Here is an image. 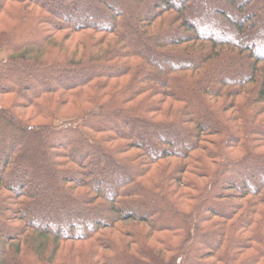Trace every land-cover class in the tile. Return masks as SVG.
<instances>
[{
	"label": "trees",
	"instance_id": "1",
	"mask_svg": "<svg viewBox=\"0 0 264 264\" xmlns=\"http://www.w3.org/2000/svg\"><path fill=\"white\" fill-rule=\"evenodd\" d=\"M0 24V95L44 121L0 107V264H264V0H0Z\"/></svg>",
	"mask_w": 264,
	"mask_h": 264
},
{
	"label": "rangeland",
	"instance_id": "2",
	"mask_svg": "<svg viewBox=\"0 0 264 264\" xmlns=\"http://www.w3.org/2000/svg\"><path fill=\"white\" fill-rule=\"evenodd\" d=\"M155 2L154 1H147V2H144V4H145V6L146 7H152L153 6V4H154ZM120 9L121 10H124L125 8L123 7V6H121L120 7ZM36 13H38L39 11H35ZM174 14H168V15H166V16H168V17H170V16H173ZM3 29V26L0 24V30H2ZM89 35H92V33L89 31V32H84V33H78V34H72L71 32H68V31H60V32H58L57 34H55V36H54V40L55 41H62V39L63 38H65V39H68L66 42H65V44L71 49V50H73V49H75L76 47H77V45L79 44V40L81 39V38H87V37H89ZM130 37V36H129ZM108 39L110 40H112V39H115V37L114 36H109L108 37ZM32 42H38V41H35V40H33ZM0 59L1 60H5L6 59V55H5V53L4 52H1L0 53ZM151 59H153V62L154 63H157V64H161V62H162V59L161 58H159V57H154V58H151ZM166 66V65H165ZM49 74L50 73H43V74H41L40 75V79L44 82V81H48L49 79H48V77H49ZM31 82H33L34 84H37V81L35 82V81H31ZM7 84V83H6ZM11 86H12V84H11ZM170 99H168V101H167V103H170ZM22 102V100H21V98L20 97H18V96H16V95H0V107H3V108H9V107H15V110H16V112L17 113H19L22 117H23V119H25V120H27V121H29V123L30 124H33V125H39V124H43L44 123V121L43 120H41L39 117H37V115L35 114V111H34V109H29V108H25V109H22V108H20V103ZM75 112L73 111V110H71L70 108H69V106H67V107H64V108H62L61 109V114H63V115H66V116H71V115H73ZM106 120L105 121H102V125H105L106 123ZM114 126L117 128V129H122V130H124V128H123V126H122V124H121V122L120 121H117V122H115L114 123ZM125 131V130H124ZM142 136H143V139L144 140H146L145 142L147 143V144H149V145H152L153 143H156V139L154 138V134L151 132V131H147V130H143V132H142ZM28 146H25V148H27ZM34 151H35V149H33ZM91 156V159L92 160H94V162L96 163V164H99V162L101 161V160H104L105 158H103L102 156H96L95 154L93 155V154H91L90 155ZM47 162V161H46ZM180 162H179V160H177V159H170V160H166V161H164V162H162V163H160L159 164V166H156L155 168L157 169V170H161V169H163L164 167H168L169 168V173H171L172 171H174L175 170V168H176V166H177V164H179ZM26 166H27V168H28V170L31 172V171H33L34 169H36L38 172H39V174L40 175H38V178L39 179H30V181H31V183H33V184H39L40 185V188H43L44 186H45V183L42 181V179H41V175H43V174H46L47 172V170H49V164H48V162L47 163H44L43 165H38V166H36V167H33V166H31V165H28V164H26ZM47 169V170H46ZM50 172H51V174L53 175V176H55L56 174H54V172H52L51 170H49ZM154 172H155V170H154ZM153 172V173H154ZM188 176V175H187ZM102 190V189H101ZM103 191V190H102ZM36 195L39 197V198H41L46 204H48V203H50V198L51 197H49V196H45L43 193H41V192H39L38 193V191L36 192ZM53 195L56 197V196H58V192H53ZM12 205V204H11ZM17 224V223H16ZM14 225V224H13ZM20 225V224H19ZM49 228H51V225H50V223H49ZM119 227H121V225H118ZM135 227V226H134ZM140 230H143V231H145V232H147V231H149V230H147V228L146 227H141V228H139V231ZM116 232H118V233H116ZM121 233V231H113L112 232V236H113V238H115V240L116 241H118L119 242V240L121 239L120 237V234ZM153 244H155L156 243V241L154 240L153 242H152ZM68 246H72V245H74L73 243H68L67 244ZM75 245H79V243H76Z\"/></svg>",
	"mask_w": 264,
	"mask_h": 264
}]
</instances>
